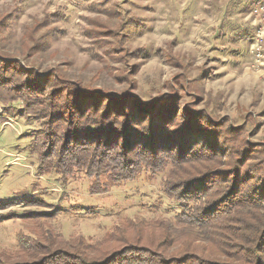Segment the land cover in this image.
<instances>
[{"label": "rangeland", "instance_id": "1", "mask_svg": "<svg viewBox=\"0 0 264 264\" xmlns=\"http://www.w3.org/2000/svg\"><path fill=\"white\" fill-rule=\"evenodd\" d=\"M251 4L246 0H0V59L9 64L0 62V78H18L24 85L55 81L58 76L57 89L78 87L82 98L113 93L134 115L155 113L167 120L177 111L173 122L178 128L164 144L180 147L184 141H179V133L195 131L199 141L214 140L216 147L222 144L219 131L227 129L233 131L232 138L239 134L236 144L246 143L248 152L257 148L263 158L264 73L250 67L251 32L241 19ZM14 61L19 66L11 65ZM41 122L11 116L0 103L2 264H53L52 250L81 244L88 258L102 259L130 245L128 238L139 236L145 242L160 236L163 229L158 222H170L179 213L177 202L162 189L167 176L183 177L192 163L174 169L165 163L155 173L142 165L130 179L128 175L115 180L119 171L113 166L98 178L76 168L66 177L56 170L39 169L29 144ZM130 139L132 135L126 141ZM117 151L121 152L119 147ZM111 160L118 163L116 156ZM261 161L256 157L247 164ZM136 162L130 156L129 167ZM95 190L98 194H93ZM21 238L26 241L20 243ZM194 238L182 235L162 253L182 256L189 242L192 247L204 245L199 254L214 255L206 241Z\"/></svg>", "mask_w": 264, "mask_h": 264}, {"label": "trees", "instance_id": "2", "mask_svg": "<svg viewBox=\"0 0 264 264\" xmlns=\"http://www.w3.org/2000/svg\"><path fill=\"white\" fill-rule=\"evenodd\" d=\"M0 62L9 65L2 59ZM14 64L19 63H11ZM19 81L0 78V103L11 116L25 115L42 121L29 144L39 159V169L56 170L66 177L75 168L84 169L89 176L98 178L113 166L119 171V177H114L117 180L128 175L129 179L134 178L142 165L155 173L169 162L173 169L192 163L183 177L167 176L162 192L177 202L180 210L170 222H158L163 229L160 236L149 237L145 242L139 236L128 238L130 245L102 259L88 258L82 244L79 248L58 247L51 249L56 252L49 257L54 259L53 264H264V157L256 152L257 148L248 152L246 143L236 144L239 134L232 138V130L219 131L222 144L214 147V140L208 144L206 139L204 143L195 131H187L179 133V141H184L180 147L164 144L165 138L178 128V123L173 122L177 111L167 120L155 113L134 115L127 110L125 100L113 93L110 97L82 98L78 87L57 89L61 84L58 76L55 81L46 79L42 84L23 85ZM18 102L22 105L17 106ZM117 130L127 134L112 136ZM129 135L133 139L126 141ZM254 152L258 154L252 156ZM138 154L142 156L139 158ZM113 156L119 164L111 160ZM130 156L138 160L131 167ZM255 156L262 161L247 164ZM185 234L206 241L215 250L214 255L199 254L204 245L192 247L187 242L182 256L166 257L163 249ZM23 240L26 241L21 238L19 242Z\"/></svg>", "mask_w": 264, "mask_h": 264}, {"label": "built area", "instance_id": "3", "mask_svg": "<svg viewBox=\"0 0 264 264\" xmlns=\"http://www.w3.org/2000/svg\"><path fill=\"white\" fill-rule=\"evenodd\" d=\"M250 11L254 17L258 18L260 25L254 30L249 45L250 67L264 73V0L254 4Z\"/></svg>", "mask_w": 264, "mask_h": 264}, {"label": "crops", "instance_id": "4", "mask_svg": "<svg viewBox=\"0 0 264 264\" xmlns=\"http://www.w3.org/2000/svg\"><path fill=\"white\" fill-rule=\"evenodd\" d=\"M253 1V3L251 4V2ZM256 1H258V2H261V1H263V0H246V3H247V5L250 3L251 5L248 7L247 6V8H249L248 9V12H246L245 14H244V16L241 18L243 21H244V23H245V28L246 29H249L250 30V32H251V37L253 36V32H254V30L255 29H257V27H259L260 25L258 24L259 22H258V18L257 17H254L252 14H251V11H250V9L252 8V6L256 3ZM255 2V3H254ZM246 9V8H245Z\"/></svg>", "mask_w": 264, "mask_h": 264}]
</instances>
